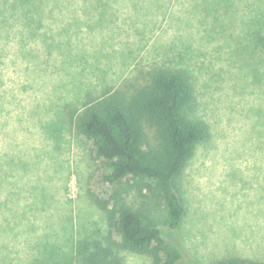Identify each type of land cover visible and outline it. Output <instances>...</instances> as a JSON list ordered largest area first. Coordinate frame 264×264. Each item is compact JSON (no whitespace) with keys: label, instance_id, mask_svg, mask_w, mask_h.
Segmentation results:
<instances>
[{"label":"rangeland","instance_id":"obj_1","mask_svg":"<svg viewBox=\"0 0 264 264\" xmlns=\"http://www.w3.org/2000/svg\"><path fill=\"white\" fill-rule=\"evenodd\" d=\"M43 10L33 29L32 9L0 21V264H155L119 246L101 206L120 185L72 112L159 66L190 76L210 136L177 179V231L147 181L121 185L127 203L166 232L160 264H264V0H46Z\"/></svg>","mask_w":264,"mask_h":264},{"label":"trees","instance_id":"obj_2","mask_svg":"<svg viewBox=\"0 0 264 264\" xmlns=\"http://www.w3.org/2000/svg\"><path fill=\"white\" fill-rule=\"evenodd\" d=\"M45 2L0 0V21L16 18L17 7L32 9L36 12L24 14L30 16L26 22L31 24L28 29H33L35 19L44 14ZM143 81L110 88L98 97L89 98L72 112V120L77 130L94 142L97 156L106 161L105 180L120 185L111 195L112 207L101 206L117 228L121 237L119 246L130 252L153 255L155 264H160L156 252L166 248L168 236L127 203V191L121 185L131 182L141 185L147 181L165 206L167 229L177 231L186 212L177 179L210 132L208 125L195 116L194 88L188 74L159 66L146 72ZM216 264L258 263L228 258Z\"/></svg>","mask_w":264,"mask_h":264}]
</instances>
